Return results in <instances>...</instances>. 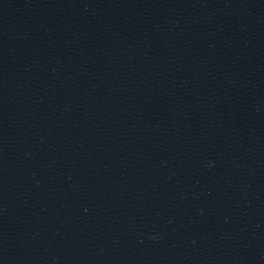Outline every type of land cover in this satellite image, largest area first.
Wrapping results in <instances>:
<instances>
[{
  "label": "water",
  "instance_id": "95a60500",
  "mask_svg": "<svg viewBox=\"0 0 264 264\" xmlns=\"http://www.w3.org/2000/svg\"><path fill=\"white\" fill-rule=\"evenodd\" d=\"M0 264H264V0H0Z\"/></svg>",
  "mask_w": 264,
  "mask_h": 264
}]
</instances>
